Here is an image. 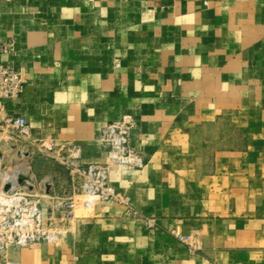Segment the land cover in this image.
Wrapping results in <instances>:
<instances>
[{
    "label": "crops",
    "instance_id": "0c3cea01",
    "mask_svg": "<svg viewBox=\"0 0 264 264\" xmlns=\"http://www.w3.org/2000/svg\"><path fill=\"white\" fill-rule=\"evenodd\" d=\"M5 43L25 81L6 112L33 138L103 162L101 127L131 114L145 160L110 174L130 210L80 207L58 246L19 264H264V0H0ZM35 151L34 191L58 222L70 177Z\"/></svg>",
    "mask_w": 264,
    "mask_h": 264
},
{
    "label": "built area",
    "instance_id": "2783aa9c",
    "mask_svg": "<svg viewBox=\"0 0 264 264\" xmlns=\"http://www.w3.org/2000/svg\"><path fill=\"white\" fill-rule=\"evenodd\" d=\"M12 50V43L0 46V264H18L7 257L11 248L56 243L60 230L74 216L76 194L96 196L130 210L128 197L114 188L110 174L117 167L139 170L145 165L143 152L133 144L138 122L131 114H122L101 127L97 142L104 152L103 162L84 164L77 145H58L53 140L33 138L23 116L6 112L7 102L18 99L25 86L21 70L3 61L4 54ZM29 148L44 153L69 174L71 195L64 194L55 204L58 222L35 194V180L18 177L22 164L29 166L30 171L28 156L33 152H28ZM144 222L147 228L155 227L152 218L146 217ZM172 235L192 253L202 248L197 234L175 231Z\"/></svg>",
    "mask_w": 264,
    "mask_h": 264
},
{
    "label": "rangeland",
    "instance_id": "374dc122",
    "mask_svg": "<svg viewBox=\"0 0 264 264\" xmlns=\"http://www.w3.org/2000/svg\"><path fill=\"white\" fill-rule=\"evenodd\" d=\"M26 144V143H25ZM35 151V150H34ZM34 151L32 150V148H29V151L28 152H30V153H32V155L30 154V156H28L29 157V160H30V171H29V167L27 166V165H25V163L24 164H22V166L18 169V172H17V174H18V177L19 178H22V179H24V178H33V176H32V170H31V166H32V160H33V158H34V156H35V153H34ZM36 152V151H35ZM61 166V165H60ZM46 167V168H45ZM43 169H40V173H43V174H46L48 171V167L47 166H45ZM63 167V166H62ZM64 168V167H63ZM66 170V169H65ZM41 175V174H40ZM39 175V176H40ZM38 179V178H37ZM36 179V180H37ZM38 181V180H37ZM36 181V182H37ZM36 182H35V185L34 186H36ZM124 196H126V195H124ZM75 210H78V208H80V207H83V206H86V205H88V204H93L94 203V201L95 200H99V198L98 197H96V196H90V195H87V194H82L81 196H77V197H75ZM41 202H44V201H42L41 200ZM116 203V202H115ZM64 233H65V229L63 230V229H61L60 230V235L58 236V240H57V242L56 243H54V244H51V245H53V246H58V244H59V242L61 241V238H63V236H64ZM43 244H47V243H43ZM50 245V244H49ZM35 246H37V245H33V246H19V247H14V248H11L8 252H7V257L10 259V260H14L16 263H18L19 264V260L17 259V257H16V255L17 254H20L23 250H25V249H29V248H33V247H35Z\"/></svg>",
    "mask_w": 264,
    "mask_h": 264
},
{
    "label": "water",
    "instance_id": "95a60500",
    "mask_svg": "<svg viewBox=\"0 0 264 264\" xmlns=\"http://www.w3.org/2000/svg\"><path fill=\"white\" fill-rule=\"evenodd\" d=\"M19 181H20V180H19ZM7 188H8V185L5 186V189H7Z\"/></svg>",
    "mask_w": 264,
    "mask_h": 264
},
{
    "label": "bare ground",
    "instance_id": "6f19581e",
    "mask_svg": "<svg viewBox=\"0 0 264 264\" xmlns=\"http://www.w3.org/2000/svg\"><path fill=\"white\" fill-rule=\"evenodd\" d=\"M29 167V166H28Z\"/></svg>",
    "mask_w": 264,
    "mask_h": 264
}]
</instances>
